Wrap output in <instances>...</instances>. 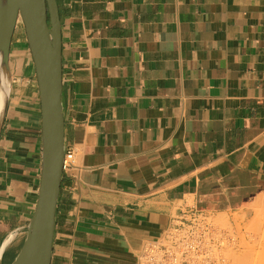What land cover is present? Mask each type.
<instances>
[{
	"label": "crops",
	"instance_id": "obj_1",
	"mask_svg": "<svg viewBox=\"0 0 264 264\" xmlns=\"http://www.w3.org/2000/svg\"><path fill=\"white\" fill-rule=\"evenodd\" d=\"M55 2L63 158H72L50 264H138L183 210L227 213L264 189V0ZM15 30L0 253L8 224L24 236L40 176L37 80Z\"/></svg>",
	"mask_w": 264,
	"mask_h": 264
},
{
	"label": "water",
	"instance_id": "obj_2",
	"mask_svg": "<svg viewBox=\"0 0 264 264\" xmlns=\"http://www.w3.org/2000/svg\"><path fill=\"white\" fill-rule=\"evenodd\" d=\"M22 20L31 53L41 114L40 176L33 213L16 255L4 264H50L64 154L61 102V36L55 0H0V75L10 86L9 49ZM9 91L0 114L3 124Z\"/></svg>",
	"mask_w": 264,
	"mask_h": 264
},
{
	"label": "built area",
	"instance_id": "obj_3",
	"mask_svg": "<svg viewBox=\"0 0 264 264\" xmlns=\"http://www.w3.org/2000/svg\"><path fill=\"white\" fill-rule=\"evenodd\" d=\"M71 158L72 153L67 152L63 167L70 164ZM211 216L198 207L183 210L163 232L161 241L146 246L138 264H214L222 261L221 252L228 238L212 222Z\"/></svg>",
	"mask_w": 264,
	"mask_h": 264
},
{
	"label": "rangeland",
	"instance_id": "obj_4",
	"mask_svg": "<svg viewBox=\"0 0 264 264\" xmlns=\"http://www.w3.org/2000/svg\"><path fill=\"white\" fill-rule=\"evenodd\" d=\"M15 36L18 40L26 38L24 26L19 19L16 22ZM211 219L228 238L226 239L228 244L221 252H225L221 254L222 261H216L214 264L217 262L218 264H264V189L257 196L242 201L238 208L213 215ZM6 238H9L8 245L0 253V259H3L4 253H7L4 262L10 260V252L14 253L13 256L16 255L24 236L18 238L13 225L8 224V229L2 232V242Z\"/></svg>",
	"mask_w": 264,
	"mask_h": 264
},
{
	"label": "bare ground",
	"instance_id": "obj_5",
	"mask_svg": "<svg viewBox=\"0 0 264 264\" xmlns=\"http://www.w3.org/2000/svg\"><path fill=\"white\" fill-rule=\"evenodd\" d=\"M19 20H21L20 18H19ZM21 22H22V20H21ZM23 24V23H22ZM24 57V56H23ZM14 64V63H13ZM24 64V62H23V59H19V60H17L16 62H15V67L17 68V69H19V68H21L22 67V65ZM9 84H8V81H7V79H6V76L4 75V74H2V75H0V114H1V110H2V106H3V102H4V98H5V96H6V94L8 93V91H9ZM221 223H223V222H221ZM225 223V222H224ZM215 224H217L216 222H215ZM220 225V224H219ZM222 225V224H221ZM224 225V224H223ZM227 225V224H226ZM218 226V225H217ZM219 227V226H218ZM222 227H224V226H222ZM222 230V229H221ZM10 238V237H9ZM9 238H7L6 240H4L5 242H4V245L9 241ZM3 245V246H4ZM230 248V247H229ZM223 253H225V252H223ZM222 253V254H223ZM225 256V255H224ZM223 257V256H222ZM217 264H218V262H217ZM222 264V263H221ZM224 264H226V263H224Z\"/></svg>",
	"mask_w": 264,
	"mask_h": 264
}]
</instances>
